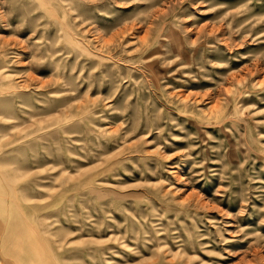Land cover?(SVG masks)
I'll return each mask as SVG.
<instances>
[{"label": "rangeland", "instance_id": "1", "mask_svg": "<svg viewBox=\"0 0 264 264\" xmlns=\"http://www.w3.org/2000/svg\"><path fill=\"white\" fill-rule=\"evenodd\" d=\"M0 264H264V0H0Z\"/></svg>", "mask_w": 264, "mask_h": 264}]
</instances>
